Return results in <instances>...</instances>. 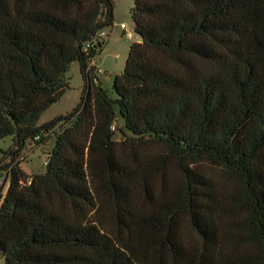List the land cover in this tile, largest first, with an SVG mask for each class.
<instances>
[{
	"label": "trees",
	"instance_id": "obj_1",
	"mask_svg": "<svg viewBox=\"0 0 264 264\" xmlns=\"http://www.w3.org/2000/svg\"><path fill=\"white\" fill-rule=\"evenodd\" d=\"M131 13L139 39L112 98L89 66L113 0H0L5 154L54 137L44 173L0 166V255L264 264V0H134ZM75 62L80 101L40 125Z\"/></svg>",
	"mask_w": 264,
	"mask_h": 264
},
{
	"label": "rangeland",
	"instance_id": "obj_2",
	"mask_svg": "<svg viewBox=\"0 0 264 264\" xmlns=\"http://www.w3.org/2000/svg\"><path fill=\"white\" fill-rule=\"evenodd\" d=\"M113 1L115 5V24L108 28V31L112 32V35L110 34L112 37H109L108 40H106L107 43L104 45L102 52L96 58V62L100 65L99 68L103 70V73L97 75V77H100L101 79L99 83L112 98L116 97L113 91L115 78L124 71L130 47L139 39V36L134 32V23L131 13L134 6V0ZM122 23H126L128 25V30L134 32L135 35L133 38H129L125 34L124 30L121 28ZM67 77L69 88L56 103L43 113L39 120L40 125L57 116L71 112L80 101L84 80L80 71L79 62H75L71 65ZM118 138L120 137L118 136ZM53 145L54 137H50L44 143L38 145L31 142L23 150L20 156L10 157L6 155L5 152L14 146V138L8 136L0 140V166L1 168L20 166L27 176L44 173L46 171L45 162ZM205 168L213 174L217 180H222V171L219 167L205 164ZM0 178L6 179V172L4 170L0 171ZM9 186L10 180H8L6 184V191ZM185 230L187 234H194L189 230L186 224ZM0 264H7L2 255H0Z\"/></svg>",
	"mask_w": 264,
	"mask_h": 264
},
{
	"label": "built area",
	"instance_id": "obj_3",
	"mask_svg": "<svg viewBox=\"0 0 264 264\" xmlns=\"http://www.w3.org/2000/svg\"><path fill=\"white\" fill-rule=\"evenodd\" d=\"M121 28L124 30L125 34L129 37V38H133L134 37V32L131 31V30H128V25L126 23H122L121 24ZM110 32L108 31V29H102L99 33H98V40L99 41H106L108 40L109 36H110ZM96 43V41L92 42V43H88L86 48H91L94 46V44ZM95 68L96 70V74H101L103 73V70L99 67L96 66V58L92 59V61L90 62V66L89 68ZM7 179H2L0 178V191L1 189L5 188L6 187V184H7Z\"/></svg>",
	"mask_w": 264,
	"mask_h": 264
},
{
	"label": "crops",
	"instance_id": "obj_4",
	"mask_svg": "<svg viewBox=\"0 0 264 264\" xmlns=\"http://www.w3.org/2000/svg\"><path fill=\"white\" fill-rule=\"evenodd\" d=\"M114 24H115V23H114ZM110 33H111V35H112V32H110ZM109 37H112V36H109ZM96 66H97V67H100V65H99L97 62H96ZM104 73H105V72H104ZM100 80H101L100 77H98V81H99V82H100Z\"/></svg>",
	"mask_w": 264,
	"mask_h": 264
}]
</instances>
